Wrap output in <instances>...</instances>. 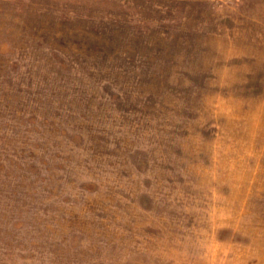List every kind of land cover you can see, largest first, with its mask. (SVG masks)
I'll return each mask as SVG.
<instances>
[{
  "label": "rangeland",
  "instance_id": "1",
  "mask_svg": "<svg viewBox=\"0 0 264 264\" xmlns=\"http://www.w3.org/2000/svg\"><path fill=\"white\" fill-rule=\"evenodd\" d=\"M0 264H264V0H0Z\"/></svg>",
  "mask_w": 264,
  "mask_h": 264
}]
</instances>
